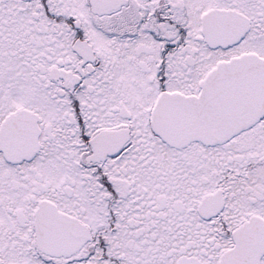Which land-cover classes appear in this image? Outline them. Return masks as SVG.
<instances>
[{"label":"snow or ice","instance_id":"obj_1","mask_svg":"<svg viewBox=\"0 0 264 264\" xmlns=\"http://www.w3.org/2000/svg\"><path fill=\"white\" fill-rule=\"evenodd\" d=\"M0 264H264V0H0Z\"/></svg>","mask_w":264,"mask_h":264}]
</instances>
